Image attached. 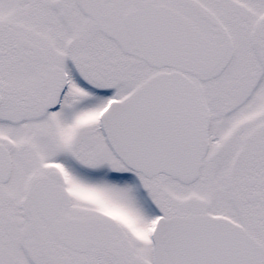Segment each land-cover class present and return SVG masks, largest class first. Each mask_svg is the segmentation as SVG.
<instances>
[{"label": "snow or ice", "instance_id": "obj_1", "mask_svg": "<svg viewBox=\"0 0 264 264\" xmlns=\"http://www.w3.org/2000/svg\"><path fill=\"white\" fill-rule=\"evenodd\" d=\"M0 264H264V0H0Z\"/></svg>", "mask_w": 264, "mask_h": 264}]
</instances>
